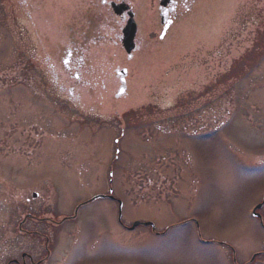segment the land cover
Masks as SVG:
<instances>
[{"label": "rangeland", "instance_id": "374dc122", "mask_svg": "<svg viewBox=\"0 0 264 264\" xmlns=\"http://www.w3.org/2000/svg\"><path fill=\"white\" fill-rule=\"evenodd\" d=\"M136 5L139 49L128 61L106 46L75 100L49 68L90 0H0V264L46 246L44 264H234L230 247L239 262L254 251L264 0H198L163 39L158 0ZM111 189L123 226L110 199L80 206Z\"/></svg>", "mask_w": 264, "mask_h": 264}, {"label": "flooded vegetation", "instance_id": "af4514ba", "mask_svg": "<svg viewBox=\"0 0 264 264\" xmlns=\"http://www.w3.org/2000/svg\"><path fill=\"white\" fill-rule=\"evenodd\" d=\"M161 1L158 0L160 23V16L164 14L165 23L171 22L173 26L176 21L191 10L198 0H165L166 4L162 8L160 7ZM137 2L138 0H90L93 13L92 17L85 21L84 28L71 29L70 33H68L69 37L66 40V44L58 46L55 49L56 53L52 50L54 60L50 65L49 71L58 72L57 77L53 73L55 75L54 82L56 84L59 83L58 85L63 89H67L73 99L77 100L80 96L79 94L84 93V90H88L96 84L95 79L92 77L100 66L94 58L101 56L106 46L110 45L115 49V52H125L128 61L132 59L133 52L128 54L123 43L124 31L130 20H133L136 24L134 51L139 49L140 25L139 8L137 6L140 5H136ZM122 69L127 70L128 77V68L117 66L114 69L118 90L121 85L118 72ZM117 93L118 91L115 93V97ZM125 95L126 93L122 97ZM249 212L253 220L252 240L256 244L252 247L255 249L245 261L239 262L241 259L236 256V251L230 247L234 264H264V193L260 200L251 206ZM28 219H35V217L26 215L23 222L20 223L19 231L23 234L32 233L23 229V224ZM190 221L194 223L195 228H199L198 220L192 218ZM221 244L228 246L224 243ZM49 256L50 252L46 246V257L44 259L35 261L32 254L22 253L20 260L12 259L7 264H44Z\"/></svg>", "mask_w": 264, "mask_h": 264}, {"label": "water", "instance_id": "95a60500", "mask_svg": "<svg viewBox=\"0 0 264 264\" xmlns=\"http://www.w3.org/2000/svg\"><path fill=\"white\" fill-rule=\"evenodd\" d=\"M166 4L165 0H162L160 3L161 8L164 7ZM161 24L164 26L163 32H162V36L161 39L165 36L167 30L170 28L171 26V22H168L167 24L165 23V15L161 14ZM135 38H136V24L134 23L133 20H130L128 22V25L125 28L124 31V47L126 49V51L130 54L134 48H135ZM119 76H120V81H121V87L119 90V93L117 95V97L121 96L124 92H125V86H126V75H127V71L126 70H121L118 72ZM34 197H36V195H34ZM106 198L105 196H97L94 197L90 202L98 200V199H104ZM108 198L113 199L112 196H109ZM122 218V203L120 202V207H119V220L121 221ZM141 223L140 222H136L133 224V226L130 228V230H134L135 228H137L138 226H140ZM144 226H153L151 223H144Z\"/></svg>", "mask_w": 264, "mask_h": 264}]
</instances>
